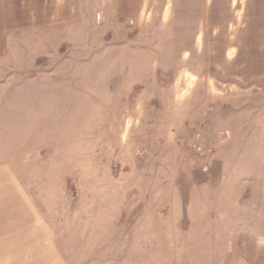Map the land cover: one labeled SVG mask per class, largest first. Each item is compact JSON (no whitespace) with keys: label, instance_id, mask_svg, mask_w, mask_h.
I'll list each match as a JSON object with an SVG mask.
<instances>
[{"label":"rangeland","instance_id":"374dc122","mask_svg":"<svg viewBox=\"0 0 264 264\" xmlns=\"http://www.w3.org/2000/svg\"><path fill=\"white\" fill-rule=\"evenodd\" d=\"M67 1L0 56V264L264 263V0Z\"/></svg>","mask_w":264,"mask_h":264},{"label":"crops","instance_id":"0c3cea01","mask_svg":"<svg viewBox=\"0 0 264 264\" xmlns=\"http://www.w3.org/2000/svg\"><path fill=\"white\" fill-rule=\"evenodd\" d=\"M70 14L67 0H0V56L7 52L8 41L17 31L27 30L34 27H43L52 24H60L68 19ZM191 233H204L200 246L204 248L201 253V264H210L208 250H216V264H264L262 252L259 247L253 246L251 251L242 248L239 242L232 241L224 236L221 229L220 237L212 235L209 226H191ZM239 233V231H238ZM258 236L257 244H263L264 233ZM195 248V245H193ZM214 264V259H211Z\"/></svg>","mask_w":264,"mask_h":264}]
</instances>
